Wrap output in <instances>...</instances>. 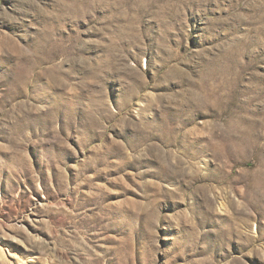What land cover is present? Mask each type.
<instances>
[{"label":"rangeland","instance_id":"rangeland-1","mask_svg":"<svg viewBox=\"0 0 264 264\" xmlns=\"http://www.w3.org/2000/svg\"><path fill=\"white\" fill-rule=\"evenodd\" d=\"M0 249L264 264V0H0Z\"/></svg>","mask_w":264,"mask_h":264},{"label":"bare ground","instance_id":"bare-ground-1","mask_svg":"<svg viewBox=\"0 0 264 264\" xmlns=\"http://www.w3.org/2000/svg\"><path fill=\"white\" fill-rule=\"evenodd\" d=\"M1 252H2V251H1V249H0V260H1L4 264H6L7 262L4 261V254L1 253ZM8 263H9V262H8ZM8 263H7V264H8ZM9 264H10V263H9ZM14 264H27V262L17 260Z\"/></svg>","mask_w":264,"mask_h":264}]
</instances>
